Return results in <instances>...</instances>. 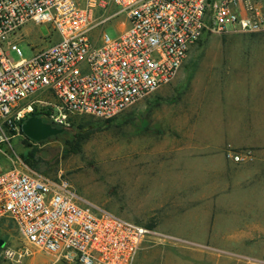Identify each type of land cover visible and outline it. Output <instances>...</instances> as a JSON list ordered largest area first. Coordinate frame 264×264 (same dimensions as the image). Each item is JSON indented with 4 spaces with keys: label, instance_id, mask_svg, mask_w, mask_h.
I'll return each instance as SVG.
<instances>
[{
    "label": "rangeland",
    "instance_id": "rangeland-1",
    "mask_svg": "<svg viewBox=\"0 0 264 264\" xmlns=\"http://www.w3.org/2000/svg\"><path fill=\"white\" fill-rule=\"evenodd\" d=\"M120 20L96 28L91 37L103 33L115 38ZM56 39L57 34L45 23H28L11 38L26 60ZM195 52H264V32H207L190 47L168 84L111 121L74 115L72 124L61 134L40 142L22 134L11 137L5 130L9 144L0 142L5 152L0 154V172L11 168L12 161L19 158L35 174L60 176L68 181L80 204L86 202L131 222L151 226L156 237L144 241L135 264H264V210L238 211L240 204L215 202L216 199L184 201L187 194L205 192L209 186L220 192L222 185L247 174L249 171L244 169L249 164L264 165V148L233 147L221 138L222 104L235 105L236 100L225 102L220 94L224 89H237L234 84L227 85L222 75L233 71L205 65L221 60L194 55ZM10 57L14 62L19 60L14 52ZM240 86L245 89V85ZM224 117L233 123L234 132L238 131L236 122L244 121L235 113ZM77 130L84 139L79 151L73 153L68 143L75 145L73 135ZM30 151H34V157L25 163L22 155ZM229 152L240 154L243 160L233 162ZM198 164L202 169L197 168ZM187 167H193L191 173L196 178L202 176L199 182L194 180L193 187L184 176ZM239 168L242 171L237 172ZM244 179V185H252ZM252 205L256 207V203ZM0 241L4 242L0 246V264H15L3 257V250L19 251L25 240L10 220L0 221ZM25 246L29 255L19 264H53L51 255Z\"/></svg>",
    "mask_w": 264,
    "mask_h": 264
},
{
    "label": "built area",
    "instance_id": "built-area-1",
    "mask_svg": "<svg viewBox=\"0 0 264 264\" xmlns=\"http://www.w3.org/2000/svg\"><path fill=\"white\" fill-rule=\"evenodd\" d=\"M256 1L0 0V142L9 144L5 130L20 134L19 124L35 110L62 129L74 115L116 117L168 84L207 32H264ZM118 18L115 38L91 37ZM28 23L49 24L57 39L26 60L11 38ZM79 201L68 181L35 174L19 158L0 172V221L10 220L25 245L51 255L53 264H135L144 241L156 237ZM25 245L3 250V257L19 264L29 255Z\"/></svg>",
    "mask_w": 264,
    "mask_h": 264
},
{
    "label": "crops",
    "instance_id": "crops-1",
    "mask_svg": "<svg viewBox=\"0 0 264 264\" xmlns=\"http://www.w3.org/2000/svg\"><path fill=\"white\" fill-rule=\"evenodd\" d=\"M258 5L264 8V0H257ZM194 55H204L208 59H220L221 61H214L205 63V65H212V67H220L224 71L232 70L233 72H226L222 75L225 78L227 85L229 83L236 85V90L224 89L221 92V98L225 102L229 99H235V105L227 102L222 104L221 114L223 115L220 122V127L223 133L221 138L229 145L240 148H264V52H250V53H223V52H195ZM235 55V56H234ZM244 59V61H224L233 59ZM184 63V62H183ZM235 71V73H234ZM240 84L245 85V89ZM235 106V110H231ZM235 113L237 117H244V121H237L238 131H233V123L226 121L224 115ZM242 131V132H241ZM199 165V164H198ZM244 171H249L247 174H240L234 182L221 186V191H217L214 186L206 188L205 192L194 191L192 194H187L184 201L188 203L195 202H221L230 201L240 204L238 211H262L264 210V165L257 166V164H249L245 166ZM258 167V168H256ZM197 168L202 169L201 165ZM193 167H187L185 170V178L191 182H199L201 175L197 178L191 171ZM225 170V168H224ZM242 171V169H238ZM195 177V178H194ZM247 178L252 185H244ZM195 180V181H194ZM246 183V182H245ZM243 184V185H242ZM185 187V185H182ZM189 187V186H187ZM198 188L201 186L197 185ZM223 197L221 199L220 195ZM220 198H216V196ZM214 196V197H213ZM256 203V207L254 205ZM248 204V206H247Z\"/></svg>",
    "mask_w": 264,
    "mask_h": 264
},
{
    "label": "water",
    "instance_id": "water-1",
    "mask_svg": "<svg viewBox=\"0 0 264 264\" xmlns=\"http://www.w3.org/2000/svg\"><path fill=\"white\" fill-rule=\"evenodd\" d=\"M21 132L25 138L33 142H40L61 134L63 129L56 128L39 117L30 116L22 123ZM0 246H3L2 241H0Z\"/></svg>",
    "mask_w": 264,
    "mask_h": 264
},
{
    "label": "trees",
    "instance_id": "trees-1",
    "mask_svg": "<svg viewBox=\"0 0 264 264\" xmlns=\"http://www.w3.org/2000/svg\"><path fill=\"white\" fill-rule=\"evenodd\" d=\"M31 116L41 117V112L38 111V110H35V111L31 114ZM89 117H90V116H89ZM112 119H113V118L108 119V121H111ZM42 120H43L44 122L47 123V121H46L45 119L42 118ZM24 121H25V120H24ZM24 121H23V122H24ZM23 122H21V123L19 124L20 134H22V132H21V125H22ZM71 124H72V121H71ZM79 129H81V128H79ZM78 131H79V130H77L76 133L74 132V135H73V137H74V139H75V141H76L75 145H72L71 143H68V147L72 150L73 153H77V152L79 151V146H80L81 142H82L83 139H84L83 136H82V134H80ZM22 135H23V134H22ZM33 157H34V151L26 152L24 155H22V158L24 159V162H25V163H29V159H32ZM145 227L151 229V226H145Z\"/></svg>",
    "mask_w": 264,
    "mask_h": 264
},
{
    "label": "flooded vegetation",
    "instance_id": "flooded-vegetation-1",
    "mask_svg": "<svg viewBox=\"0 0 264 264\" xmlns=\"http://www.w3.org/2000/svg\"><path fill=\"white\" fill-rule=\"evenodd\" d=\"M3 246H4V242H3Z\"/></svg>",
    "mask_w": 264,
    "mask_h": 264
}]
</instances>
